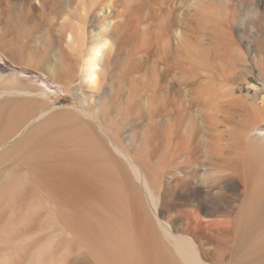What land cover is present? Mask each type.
I'll list each match as a JSON object with an SVG mask.
<instances>
[{
	"label": "bare ground",
	"instance_id": "bare-ground-1",
	"mask_svg": "<svg viewBox=\"0 0 264 264\" xmlns=\"http://www.w3.org/2000/svg\"><path fill=\"white\" fill-rule=\"evenodd\" d=\"M196 2L90 0L72 22L71 0H0L8 59L61 79L75 57L81 73L76 111L0 98V264H264V133L254 132L264 90L248 100L194 75L209 67L202 35L224 34L219 47L235 59L236 25L257 20L264 34V0H206L197 26ZM114 50L129 54L127 91L110 104L125 113L116 129L102 104L111 88L100 89ZM228 195L235 207L216 216Z\"/></svg>",
	"mask_w": 264,
	"mask_h": 264
},
{
	"label": "rangeland",
	"instance_id": "rangeland-1",
	"mask_svg": "<svg viewBox=\"0 0 264 264\" xmlns=\"http://www.w3.org/2000/svg\"><path fill=\"white\" fill-rule=\"evenodd\" d=\"M71 1H72V6L70 13L71 15L69 19L70 21L75 22L76 18L80 16L79 14L81 7L84 6V4L86 6L90 0L89 1L71 0ZM114 1H116V3L118 4V2L120 3V1L122 2L124 0H113V2ZM202 3L208 5L206 3V0L204 1L197 0V2L193 7V10L191 9L189 11L190 12L189 16L192 13H194L195 9L201 11V12H197V17L195 21L194 19L192 21V19L189 16L187 17L189 22H191L190 24L194 22L196 26L199 25V22L197 23V21H199V18H203L206 14L209 13V9L207 6L201 5L203 6L202 8L198 7V5ZM30 4H31V7L29 8L30 11L31 12L36 11V6H37L36 3L33 1ZM117 4H115V8L111 7V9L113 8L112 9L113 15L118 13V9L116 7ZM250 10H252V7L250 8ZM161 12L162 11H160V13ZM148 16L149 15L147 14L146 18ZM155 16L157 17V13ZM209 19H211V17ZM152 20H157V18L154 17V19ZM158 20H160V18H158ZM157 21L155 23L149 21L154 24V25L153 24L150 25L151 28L150 26H148L150 23L148 24L147 22L146 27L147 28L149 27L151 29L150 31H153L154 29V31L157 32V30H155L156 26L159 24V23L157 24ZM184 21L185 20H183V23L181 25L182 28H184L183 25L186 27L185 24L186 21L185 22ZM3 23L6 24L5 21ZM2 24L0 23L1 26ZM72 25L73 24L71 23V26ZM259 25L260 24L258 23L257 20L255 21L253 20V22L248 21V23H246L245 26H243L242 24H238L236 25L237 28L236 26L234 27L232 35L235 41V45H237L236 46L237 51H235L236 52L235 59L231 58L230 56L227 57L224 56L225 51L223 49H220L219 47L220 40L223 37H225L224 34L222 35L215 32L213 37H207L203 35L202 37H199L197 40L200 43V46L206 48L210 52V55L207 58V61H209V67H207V69H203L200 68V64H198L196 67V73L194 74L195 79H203L208 84H213L214 82L224 83L229 88L232 87L236 88L237 94L235 96L246 97L248 98V100H251V96L254 93V89H252L255 88L254 85L255 86L259 85L261 89L264 90V81H262L261 78L262 75H264L263 71L261 70V68H264V34L261 32L260 27H258ZM68 26H69V30H71L72 28L70 29V23ZM181 27H180V31L182 30L181 33L184 35L187 34L189 36L190 35L189 29L188 32L185 30L187 29V27L185 29H182ZM203 27H210L209 29L211 31L212 30L216 31L217 28L216 25L212 23H206ZM203 27H199V28L204 29ZM1 31L2 30H0V32ZM182 34L181 36L183 37L182 38L180 37V44L183 41L184 42L183 44H185V46L179 44L180 49L182 48V46L183 48H185L186 44L188 45V42L186 41V37ZM217 35L223 37H218L216 39ZM139 39L142 40L141 38ZM64 44L65 41L62 40L61 45L63 46ZM183 48L181 49V51L185 50ZM198 50L199 47H197V56L199 57L201 56L200 55L201 52H199ZM124 53L125 52L118 54L114 50L109 60L105 58L106 60H104L103 70L100 76V89L102 90L103 88H105L107 90L108 85H109L108 89L111 88L109 91L111 93L105 96L106 98L103 99L102 104L104 106L103 110L105 109L107 110L105 116L107 115L106 118L107 121L109 120L110 126H113L112 129L113 128L116 129L117 124L120 123L119 121H122V119L125 117V113H123V109H121L119 106L116 107L115 105L114 106L110 105L111 103L117 102L118 99L123 95V93L127 91L126 86H128L129 80L127 79V76L124 75V73L126 67L125 58H128L129 54H124ZM184 56H186L185 61L187 59L188 60L190 59L189 54L187 52L185 53ZM73 58L74 59L71 60L65 59V62L63 64V69H61L60 71L61 74V79H60L56 74L57 70L55 71L51 70L53 74L52 73L50 74L46 68H42V67L35 68L32 66L25 65L22 62L14 63L10 59H8V57L5 55V52L3 50H0V79L3 80L5 78H11V77L20 78L23 80V83H25V84L21 83V86L23 85V87L25 88H20V89H17L16 87L13 86L12 88L9 85H8L9 87H7L6 84L5 87L0 89V98L5 100L16 97L19 98L24 97L27 100H32V101L37 100L40 103L36 112L38 114L41 110L43 109L46 110L49 108L53 109L54 111H57L58 109H64L66 107H71L75 111L80 109L81 108L80 104L79 102H77L78 97L76 96V93L72 91V88L81 84L80 62L79 59L77 58L75 59V57ZM66 61L69 62L71 61V62L69 64V62ZM187 62L188 61H186L185 64ZM105 64L108 65L106 69H105ZM185 64L183 65L184 68H185ZM224 74L226 78L222 79ZM148 75L149 74L147 73L146 76L148 77ZM149 82L150 80L147 81V85L149 84ZM26 88L28 89L30 88V90L32 89V91H24V89ZM254 132L264 133V106H263V114L260 116V118L257 119L256 126L254 127ZM6 143L7 142H5V144ZM171 194L166 193V197L168 196L167 197L168 200H170V198L172 197ZM234 199L235 196L232 195H228V197L225 198L216 199L214 201V204L216 205V210L213 213L216 216H223L230 214L236 205ZM80 263L81 260L78 259L76 264H80Z\"/></svg>",
	"mask_w": 264,
	"mask_h": 264
}]
</instances>
